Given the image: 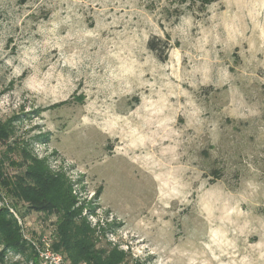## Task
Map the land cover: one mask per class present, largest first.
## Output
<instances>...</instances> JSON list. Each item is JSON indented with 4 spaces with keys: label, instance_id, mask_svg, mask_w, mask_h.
Listing matches in <instances>:
<instances>
[{
    "label": "rangeland",
    "instance_id": "obj_1",
    "mask_svg": "<svg viewBox=\"0 0 264 264\" xmlns=\"http://www.w3.org/2000/svg\"><path fill=\"white\" fill-rule=\"evenodd\" d=\"M184 7L0 0V174L14 183L35 157L67 175L119 264H264V0ZM151 38L169 40L164 60ZM12 184L0 264H43L56 215Z\"/></svg>",
    "mask_w": 264,
    "mask_h": 264
},
{
    "label": "trees",
    "instance_id": "obj_2",
    "mask_svg": "<svg viewBox=\"0 0 264 264\" xmlns=\"http://www.w3.org/2000/svg\"><path fill=\"white\" fill-rule=\"evenodd\" d=\"M216 0H178L185 5L183 9L176 10L177 15H182L186 10L203 12L207 6ZM157 39L148 41V48L156 53L160 60H164L170 47L169 40L163 41V47L157 46ZM5 125L0 121V139L7 137ZM1 139V140H2ZM26 163L25 174L16 181L9 182L0 174V184L14 187L9 191L14 198L25 202L30 210L56 215V233L58 240L53 245L56 251H62L70 264H119L122 253L107 252L98 247V242L92 229L82 217L83 207L79 204L73 192V183L62 172H53L44 161L29 158ZM13 247L19 246L14 233L8 234Z\"/></svg>",
    "mask_w": 264,
    "mask_h": 264
},
{
    "label": "built area",
    "instance_id": "obj_3",
    "mask_svg": "<svg viewBox=\"0 0 264 264\" xmlns=\"http://www.w3.org/2000/svg\"><path fill=\"white\" fill-rule=\"evenodd\" d=\"M35 250L43 264H64L63 256L50 246L46 237L35 245Z\"/></svg>",
    "mask_w": 264,
    "mask_h": 264
}]
</instances>
